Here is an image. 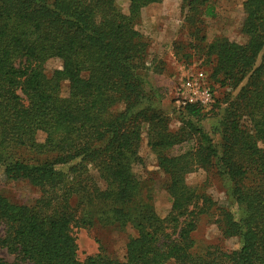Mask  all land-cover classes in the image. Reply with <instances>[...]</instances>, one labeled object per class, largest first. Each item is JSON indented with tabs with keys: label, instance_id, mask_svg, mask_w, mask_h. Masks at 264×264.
Listing matches in <instances>:
<instances>
[{
	"label": "trees",
	"instance_id": "trees-1",
	"mask_svg": "<svg viewBox=\"0 0 264 264\" xmlns=\"http://www.w3.org/2000/svg\"><path fill=\"white\" fill-rule=\"evenodd\" d=\"M117 1L0 0V171L42 193L33 205L0 195V251L14 256L0 264H264V0L243 2L245 43L218 38L206 48L215 83L236 90L245 81L224 99L213 133L197 105L183 107L173 130L152 93L149 74L163 66L137 25L143 8L165 0H124L127 14ZM192 2L198 11L207 0ZM50 59L62 66L48 76ZM143 127L166 178L164 217L134 172ZM197 169L217 178L222 204L187 183ZM201 216L239 246L197 249ZM95 224L131 226L122 261L78 259L72 229Z\"/></svg>",
	"mask_w": 264,
	"mask_h": 264
},
{
	"label": "rangeland",
	"instance_id": "rangeland-1",
	"mask_svg": "<svg viewBox=\"0 0 264 264\" xmlns=\"http://www.w3.org/2000/svg\"><path fill=\"white\" fill-rule=\"evenodd\" d=\"M193 0H165L159 4L149 5L141 10L137 29L149 42V53L161 62V73H150L152 93L159 100L162 108L170 119V126L176 130L181 126L179 113L183 107L179 104L177 93L184 79L196 71H202L206 76L208 87L213 94V101L204 109L202 117L203 128L213 133L219 124L225 108L224 99L228 95L235 96L236 89L221 88L211 78L214 57H208L206 48L218 38H227L240 44L246 42L241 33L244 20V0H207L206 4L197 5L198 11H192ZM192 3V4H191ZM117 5L125 14L128 13L129 3L117 1ZM212 7L213 15L204 13L206 6ZM195 13V14H194ZM260 61V60H259ZM258 61V63H259ZM257 63V64H258ZM62 62L50 59L45 63L46 75L59 70ZM67 84H62V92L66 93ZM146 130L143 127V143L139 149L142 164L134 168V172L143 182L144 194L160 217H164L170 210L169 197L165 190L166 178L157 166L156 156L146 145ZM37 139L42 141L44 134L38 133ZM220 140V137H214ZM194 138L169 151L170 155H178L191 148ZM91 172L93 169L89 166ZM190 186L198 187L209 194L217 204H222L224 195L217 178L209 171L197 169L186 177ZM41 191L27 181H8L0 171V195L10 202L20 205H33L40 197ZM3 227L0 234H3ZM73 235L77 244V255L80 261L87 257L105 254L110 258L122 261L128 238L134 235L129 224L121 226L113 224L103 226L95 224L88 227H73ZM197 249L221 244L223 248L232 250L239 246L236 238L223 240L216 224L209 217H199L196 230L192 233ZM0 257L12 262L14 256L5 249L0 251Z\"/></svg>",
	"mask_w": 264,
	"mask_h": 264
},
{
	"label": "built area",
	"instance_id": "built-area-1",
	"mask_svg": "<svg viewBox=\"0 0 264 264\" xmlns=\"http://www.w3.org/2000/svg\"><path fill=\"white\" fill-rule=\"evenodd\" d=\"M179 104L182 107L197 105L207 108L213 101V94L208 87L206 76L202 71H196L187 76L177 93Z\"/></svg>",
	"mask_w": 264,
	"mask_h": 264
}]
</instances>
